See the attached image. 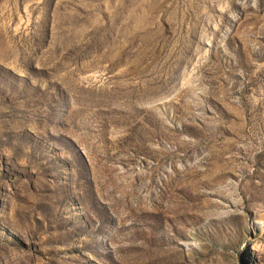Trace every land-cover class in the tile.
<instances>
[{
  "label": "rangeland",
  "instance_id": "374dc122",
  "mask_svg": "<svg viewBox=\"0 0 264 264\" xmlns=\"http://www.w3.org/2000/svg\"><path fill=\"white\" fill-rule=\"evenodd\" d=\"M0 264H264V0H0Z\"/></svg>",
  "mask_w": 264,
  "mask_h": 264
}]
</instances>
